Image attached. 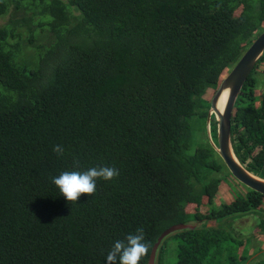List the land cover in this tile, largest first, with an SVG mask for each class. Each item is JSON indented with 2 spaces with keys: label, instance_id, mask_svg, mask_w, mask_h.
Returning <instances> with one entry per match:
<instances>
[{
  "label": "trees",
  "instance_id": "trees-1",
  "mask_svg": "<svg viewBox=\"0 0 264 264\" xmlns=\"http://www.w3.org/2000/svg\"><path fill=\"white\" fill-rule=\"evenodd\" d=\"M8 13L0 24V264H105L113 243L137 228L147 264L160 233L178 222L199 224L171 234L172 261L164 237L156 264H264V248L236 253L242 241L207 224L259 209L264 194L241 183L245 191L213 206L231 173L209 141L194 140L190 123L207 117L205 93L264 29V0H0V16ZM236 99L234 153L264 178V52ZM216 128L212 114L211 136ZM74 159L81 172L106 165L119 175L67 201L52 177L74 170ZM258 225L264 231V219Z\"/></svg>",
  "mask_w": 264,
  "mask_h": 264
},
{
  "label": "water",
  "instance_id": "water-1",
  "mask_svg": "<svg viewBox=\"0 0 264 264\" xmlns=\"http://www.w3.org/2000/svg\"><path fill=\"white\" fill-rule=\"evenodd\" d=\"M264 52V29L252 41V43L242 53L237 62L233 65L227 75L221 80L218 88L215 90L211 100L210 107L207 113V131L210 138V119L211 115L217 122L216 137L217 142L213 147L217 154L224 162L230 173L239 182L245 186L252 188L264 194V178L257 176L247 170L236 157L232 142H231V115L234 107L235 100L240 92V89L247 79L248 75L254 68L256 62ZM225 94L222 108L219 107L220 100ZM192 223L178 222L171 224L165 228L152 246L149 260L147 264H155V256L158 246L164 237L168 234L183 228H193Z\"/></svg>",
  "mask_w": 264,
  "mask_h": 264
},
{
  "label": "rangeland",
  "instance_id": "rangeland-1",
  "mask_svg": "<svg viewBox=\"0 0 264 264\" xmlns=\"http://www.w3.org/2000/svg\"><path fill=\"white\" fill-rule=\"evenodd\" d=\"M10 13L5 14L3 16H0V24L6 22L10 15ZM26 34H23L22 37H26ZM12 41H16V39H13ZM213 92L212 89H208L205 93L206 98H212ZM191 127L194 134V140L197 142H207L209 141L211 144L213 141L214 143L217 142V137L211 136L209 137L208 131H207V117L201 118L199 114H196L190 118ZM213 145V144H212ZM220 158V157H219ZM226 170V169H225ZM224 173L222 171L221 173L214 172L213 174L216 176H220ZM227 173V170H226ZM245 191V186L241 184L236 178H234L233 175L227 173L226 179H222V183L220 186L219 191L214 196L212 205L213 206H219L225 201H231L237 193H241ZM210 205H207L206 203H202L198 210L201 212H205L209 210ZM187 210H194L190 206H187ZM261 219H264V200L259 209H256L254 211H250L246 214L237 215L234 217H228L224 218L220 222H216L214 219L210 218L208 220V226H218L221 224L224 229H227L229 232L234 233L236 237L242 241L241 245H239V241H237V245H239L238 250H236V253H243L245 251V254H252L256 250L264 248V231L259 227L258 223ZM192 224H199L192 222ZM174 232L168 234L165 239L163 240L164 244L166 245L167 253H166V259L167 261H172L175 259V247H176V240L172 238V235ZM261 257L264 256V252H260ZM256 256V255H255ZM156 257V256H155ZM156 264V261H155Z\"/></svg>",
  "mask_w": 264,
  "mask_h": 264
},
{
  "label": "clouds",
  "instance_id": "clouds-1",
  "mask_svg": "<svg viewBox=\"0 0 264 264\" xmlns=\"http://www.w3.org/2000/svg\"><path fill=\"white\" fill-rule=\"evenodd\" d=\"M53 151L58 156L64 154L62 145H55ZM74 170L61 172L52 177V183L67 201L77 202L81 195H93L98 179L110 181L119 175V170L112 166H93L86 171H79V161L74 159ZM149 245L145 242L143 228H137L135 234L129 233L123 240H116L106 255L105 264H140L148 254Z\"/></svg>",
  "mask_w": 264,
  "mask_h": 264
},
{
  "label": "bare ground",
  "instance_id": "bare-ground-1",
  "mask_svg": "<svg viewBox=\"0 0 264 264\" xmlns=\"http://www.w3.org/2000/svg\"><path fill=\"white\" fill-rule=\"evenodd\" d=\"M225 94L222 96V99L220 100L219 107L222 108L223 102H224ZM237 100V99H236ZM253 172V171H252ZM254 173V172H253ZM256 174V173H255ZM264 177V176H263Z\"/></svg>",
  "mask_w": 264,
  "mask_h": 264
}]
</instances>
